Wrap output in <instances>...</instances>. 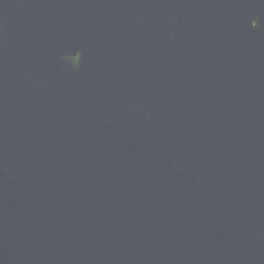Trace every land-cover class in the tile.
I'll use <instances>...</instances> for the list:
<instances>
[{
    "label": "water",
    "instance_id": "water-1",
    "mask_svg": "<svg viewBox=\"0 0 264 264\" xmlns=\"http://www.w3.org/2000/svg\"><path fill=\"white\" fill-rule=\"evenodd\" d=\"M0 264H264V0H0Z\"/></svg>",
    "mask_w": 264,
    "mask_h": 264
}]
</instances>
